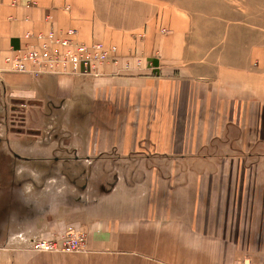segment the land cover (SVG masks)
<instances>
[{
    "label": "crops",
    "instance_id": "0c3cea01",
    "mask_svg": "<svg viewBox=\"0 0 264 264\" xmlns=\"http://www.w3.org/2000/svg\"><path fill=\"white\" fill-rule=\"evenodd\" d=\"M229 18L235 29L212 38L204 21L171 0H0V98L27 126L46 117L105 120L84 137H68L86 163L111 162L115 151L122 159L204 166L198 177L214 173L209 176L218 183L226 166L247 167L255 154L264 158V0ZM69 28L79 42L115 46L116 62L99 65L94 76L12 70L16 51L31 43L25 33ZM7 135L15 143L28 134ZM20 147L41 151L33 140ZM62 166L75 167L76 159L65 158ZM57 208L56 217L48 211L17 231L12 225L0 239V264H243L228 239L170 210L107 217ZM70 227L84 232V251L30 248L31 240L60 239Z\"/></svg>",
    "mask_w": 264,
    "mask_h": 264
},
{
    "label": "rangeland",
    "instance_id": "374dc122",
    "mask_svg": "<svg viewBox=\"0 0 264 264\" xmlns=\"http://www.w3.org/2000/svg\"><path fill=\"white\" fill-rule=\"evenodd\" d=\"M171 1L196 20L204 21L205 31L213 38L232 26L235 29L229 12L236 10L242 16L245 7H252L257 0ZM216 16H221L220 20ZM9 108L0 98V239L12 231V225L17 231L38 215L45 218L48 211L54 217L61 214L56 209L58 203L107 217L133 212L149 216L155 210L166 209L173 216L195 221L210 235L228 239L243 264H264V158L255 154L246 158L247 167L241 163L232 167L233 178L226 166L222 177L216 179L218 183L209 176L214 173L198 177L204 173V166L165 165V160H143V156L122 159L115 151L109 154L111 162L90 164L84 160L85 153L70 148L68 137H84L105 120L96 114L67 119L46 117L33 127L24 125L22 114ZM11 120L18 123L12 126ZM107 123L111 125L112 120L107 119ZM10 130L28 135L13 143L7 135ZM32 140L40 144L41 151L29 153L20 147V142L23 145ZM43 145L50 149L44 151ZM65 147L70 149L65 151ZM65 158L76 159V166H62Z\"/></svg>",
    "mask_w": 264,
    "mask_h": 264
},
{
    "label": "built area",
    "instance_id": "2783aa9c",
    "mask_svg": "<svg viewBox=\"0 0 264 264\" xmlns=\"http://www.w3.org/2000/svg\"><path fill=\"white\" fill-rule=\"evenodd\" d=\"M31 43L19 49L14 56L12 70L41 75H96L97 67L111 60L116 48L103 47L99 42L84 44L76 39V31L69 28L64 34L49 29L45 32L25 33ZM140 61H137L139 64ZM30 248L44 252H79L85 250V235L82 231H67L60 239L37 238L31 240Z\"/></svg>",
    "mask_w": 264,
    "mask_h": 264
},
{
    "label": "bare ground",
    "instance_id": "6f19581e",
    "mask_svg": "<svg viewBox=\"0 0 264 264\" xmlns=\"http://www.w3.org/2000/svg\"><path fill=\"white\" fill-rule=\"evenodd\" d=\"M85 44V43H84ZM112 47V46H111ZM116 51V50H115ZM115 60H116V58H115Z\"/></svg>",
    "mask_w": 264,
    "mask_h": 264
}]
</instances>
